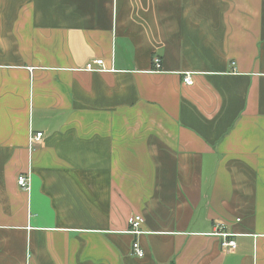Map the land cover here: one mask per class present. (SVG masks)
<instances>
[{"label": "crops", "instance_id": "obj_1", "mask_svg": "<svg viewBox=\"0 0 264 264\" xmlns=\"http://www.w3.org/2000/svg\"><path fill=\"white\" fill-rule=\"evenodd\" d=\"M263 235L264 0H0V264H264Z\"/></svg>", "mask_w": 264, "mask_h": 264}, {"label": "built area", "instance_id": "obj_2", "mask_svg": "<svg viewBox=\"0 0 264 264\" xmlns=\"http://www.w3.org/2000/svg\"><path fill=\"white\" fill-rule=\"evenodd\" d=\"M153 64H154V67L156 68V70H158L160 68V60L158 58H155L153 60ZM83 70L86 72L106 71V69L104 67L103 60H101V59H97V60H93L91 62H88L85 65ZM182 82L186 86H192L193 82H192L191 74L185 73ZM42 138H43L42 133H36V134L31 135L29 137V143H30V145L35 144V143L39 142ZM16 182H17L18 187L21 190L28 192L29 186H30V174L29 173L19 174L16 178ZM142 223H143V219L140 216H131L127 221V225L129 228L128 233L132 234L134 236H138V235L142 234V232L140 230V226ZM213 236L218 237L220 239V241H221L220 247L223 251L233 252L236 249V242L233 240V237H235L237 235H234V234L227 232L226 226L224 224H220V223L216 224V226L214 228ZM263 237H264V235H263ZM131 250H132V253L134 256H136L138 258L143 257V251L141 250L138 242H135L132 244Z\"/></svg>", "mask_w": 264, "mask_h": 264}]
</instances>
